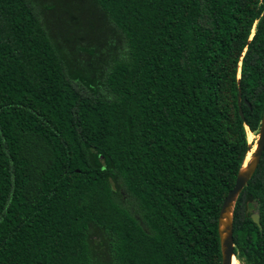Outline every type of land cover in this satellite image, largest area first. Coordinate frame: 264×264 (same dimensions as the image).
Returning a JSON list of instances; mask_svg holds the SVG:
<instances>
[{
    "label": "trees",
    "instance_id": "obj_1",
    "mask_svg": "<svg viewBox=\"0 0 264 264\" xmlns=\"http://www.w3.org/2000/svg\"><path fill=\"white\" fill-rule=\"evenodd\" d=\"M80 1L97 12L69 54L48 14L72 22L75 0H0V264H221L263 113L264 0ZM233 240L264 264V149Z\"/></svg>",
    "mask_w": 264,
    "mask_h": 264
},
{
    "label": "water",
    "instance_id": "obj_2",
    "mask_svg": "<svg viewBox=\"0 0 264 264\" xmlns=\"http://www.w3.org/2000/svg\"><path fill=\"white\" fill-rule=\"evenodd\" d=\"M251 36L249 39H251ZM238 78H239V74H238ZM237 103H238L239 114L241 118H244L242 109L240 107L241 106L240 89L238 90V94H237ZM245 103L248 104L247 101H245ZM248 143H249V152H250L252 147L249 141ZM263 149H264V105H263L262 118L257 132V139L255 141V147L253 149V152L251 153V156L248 160H246L247 157L246 155L243 164L238 169L235 178V183L233 187L228 191L227 195L225 196L219 211V215L217 219V232L220 241L221 264H232L233 259H235L234 240H233V212H234L235 203L241 190L247 184L248 180L251 178L252 174L254 173L260 161V157ZM251 218L260 228V220L257 210H254L251 213Z\"/></svg>",
    "mask_w": 264,
    "mask_h": 264
},
{
    "label": "rangeland",
    "instance_id": "obj_3",
    "mask_svg": "<svg viewBox=\"0 0 264 264\" xmlns=\"http://www.w3.org/2000/svg\"><path fill=\"white\" fill-rule=\"evenodd\" d=\"M74 4H75V9L77 10V12L75 13L77 16L74 15L71 18L72 22L64 21L61 18V15H64L65 16L64 18L66 20L69 18L67 15V13H69L68 7H65L66 11L61 12V10H59L58 12H52L51 14H48L50 20L49 25L51 26V29L56 34V36L59 39L64 38V40H67V37L70 39L69 43L66 44L67 45L66 48L69 54H73L75 52L74 50H72V47L74 46L76 40H80V41L82 40V42H84V39H79V38L85 35L92 34L91 30L87 26L88 20L86 19L85 16L91 14L92 12H97V10H95V7L89 4L88 2L75 0ZM94 23L97 27H100L99 30L100 31L99 38H100L101 35H104L106 30H108L107 28L108 25H106L105 22L100 19L98 20L95 19ZM247 135L249 142L251 141L250 143H252V146L254 148L255 141L257 139V132L251 133L249 131L247 132ZM235 259L238 261L239 264H246L243 256H239L236 254Z\"/></svg>",
    "mask_w": 264,
    "mask_h": 264
},
{
    "label": "bare ground",
    "instance_id": "obj_4",
    "mask_svg": "<svg viewBox=\"0 0 264 264\" xmlns=\"http://www.w3.org/2000/svg\"><path fill=\"white\" fill-rule=\"evenodd\" d=\"M251 133H253V132H251ZM251 142V141H250ZM252 144V143H251ZM253 146H252V149H251V151L248 153V155H247V157H246V160H248L249 158H250V156H251V153L253 152ZM232 264H239L238 263V261L236 260V259H233V261H232Z\"/></svg>",
    "mask_w": 264,
    "mask_h": 264
}]
</instances>
